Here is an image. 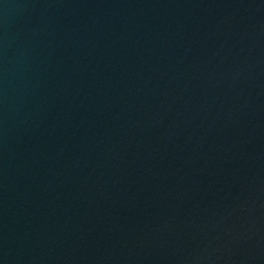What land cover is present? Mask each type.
<instances>
[{
    "label": "water",
    "instance_id": "1",
    "mask_svg": "<svg viewBox=\"0 0 264 264\" xmlns=\"http://www.w3.org/2000/svg\"><path fill=\"white\" fill-rule=\"evenodd\" d=\"M0 264H264V0H0Z\"/></svg>",
    "mask_w": 264,
    "mask_h": 264
}]
</instances>
